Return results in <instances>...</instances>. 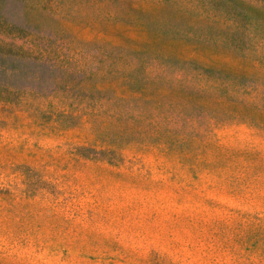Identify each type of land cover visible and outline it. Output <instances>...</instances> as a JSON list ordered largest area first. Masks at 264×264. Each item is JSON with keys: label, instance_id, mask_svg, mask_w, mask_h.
Listing matches in <instances>:
<instances>
[{"label": "rangeland", "instance_id": "obj_1", "mask_svg": "<svg viewBox=\"0 0 264 264\" xmlns=\"http://www.w3.org/2000/svg\"><path fill=\"white\" fill-rule=\"evenodd\" d=\"M250 151L264 0H0V264H264Z\"/></svg>", "mask_w": 264, "mask_h": 264}, {"label": "trees", "instance_id": "obj_2", "mask_svg": "<svg viewBox=\"0 0 264 264\" xmlns=\"http://www.w3.org/2000/svg\"><path fill=\"white\" fill-rule=\"evenodd\" d=\"M217 151H218V154H220V156H222L223 153L227 151V149L224 150L223 147L219 146V147H217ZM253 152L254 151H250L249 153H247V158H251L253 160L252 166L250 167V169H251V171L252 170H261V172H263L264 171V156L263 155L261 156V155H259L257 153H253ZM213 159H214L213 161L215 163H217L218 157L214 156ZM255 232H257V231H254V233ZM261 236L264 238V231L261 232L260 236L258 237V239H259L258 242H260V243H261L260 240L263 241V238ZM261 248H264V245Z\"/></svg>", "mask_w": 264, "mask_h": 264}]
</instances>
